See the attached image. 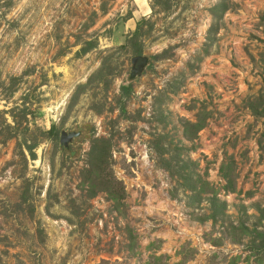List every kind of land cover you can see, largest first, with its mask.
<instances>
[{
	"label": "rangeland",
	"instance_id": "obj_1",
	"mask_svg": "<svg viewBox=\"0 0 264 264\" xmlns=\"http://www.w3.org/2000/svg\"><path fill=\"white\" fill-rule=\"evenodd\" d=\"M166 1L0 0V264H264V0Z\"/></svg>",
	"mask_w": 264,
	"mask_h": 264
},
{
	"label": "trees",
	"instance_id": "obj_2",
	"mask_svg": "<svg viewBox=\"0 0 264 264\" xmlns=\"http://www.w3.org/2000/svg\"><path fill=\"white\" fill-rule=\"evenodd\" d=\"M161 1H164V0H156V2H158V3H160ZM169 2H170V0H167L165 5H168ZM163 5H164V3H163ZM216 10H221L222 12H224V8L221 5L216 6ZM139 36H140V32L138 30L134 31L129 38V42L130 43L137 42V40L139 39ZM139 55H140V51L137 50L136 56H139ZM122 90H123L122 96L128 97L129 93L131 92V89L127 88V87H122ZM49 134L51 136H56L55 129H51L49 131ZM184 152H185L184 148H175V152L170 153L172 157L168 158L165 161L163 160L165 162V165H164L165 169L171 174V176L179 179L182 182V186H185L184 188H186L187 190H190L194 194L195 193L200 194L201 191L200 192L198 191V187L201 184H202V187H204L205 184L202 182L199 175H198L197 180H195V181L193 180L192 175H196V174L194 172L190 171L189 163H186L182 159V155ZM201 189H203V188H201ZM202 191L204 192V190H202ZM152 264H156V263H152Z\"/></svg>",
	"mask_w": 264,
	"mask_h": 264
},
{
	"label": "water",
	"instance_id": "obj_3",
	"mask_svg": "<svg viewBox=\"0 0 264 264\" xmlns=\"http://www.w3.org/2000/svg\"><path fill=\"white\" fill-rule=\"evenodd\" d=\"M132 63V70L130 74V80H134L137 77H141L145 71V69L149 65V58L145 56H137L134 57L131 61ZM80 133H67L65 131L62 132L61 134V145H64L66 148L68 147V141L73 140L75 137H79Z\"/></svg>",
	"mask_w": 264,
	"mask_h": 264
}]
</instances>
